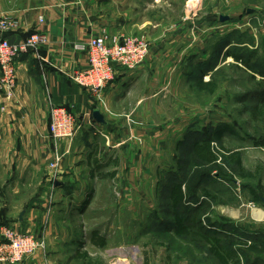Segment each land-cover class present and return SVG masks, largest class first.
<instances>
[{"label":"crops","instance_id":"1","mask_svg":"<svg viewBox=\"0 0 264 264\" xmlns=\"http://www.w3.org/2000/svg\"><path fill=\"white\" fill-rule=\"evenodd\" d=\"M160 1L0 0V16L18 22L15 30L4 34L11 42L37 31L48 38L40 50L45 61L31 51L17 58L14 98L7 100L0 90V227L12 226L46 240L45 251L21 264H72L85 261L83 249H104L108 237L103 235L104 247L97 246L93 233L98 230L89 233L86 224L101 188L115 178L120 180L123 196L126 193L117 200L121 215L122 205L133 203L127 200L130 187L135 190L131 197L135 193L134 199L145 202L153 170L177 165L173 164L175 144L186 135L188 123L164 128L149 120L163 100L158 50L150 46L146 61L134 70L117 68L100 98L68 76L88 66L87 54L75 50V43L104 30L131 35L147 26L150 41L155 42L161 19L152 11ZM174 66L169 74L183 75ZM51 104L65 106L77 116L81 127L74 140H55L50 135ZM161 136L172 139L174 145L161 142ZM57 154L62 156L63 170L54 200L49 202L45 194L52 176L50 163ZM151 189L155 210L166 198L159 180Z\"/></svg>","mask_w":264,"mask_h":264},{"label":"rangeland","instance_id":"2","mask_svg":"<svg viewBox=\"0 0 264 264\" xmlns=\"http://www.w3.org/2000/svg\"><path fill=\"white\" fill-rule=\"evenodd\" d=\"M159 3L152 11L161 19L155 42L151 43L147 26L136 34H119L143 38L160 53L163 100L149 120L164 128L188 123L186 135L175 144L173 164L177 165L153 170L149 186L159 180L161 190L168 192L174 181L184 180L193 189L177 210L198 221L189 233L177 235L175 209L166 199L154 210L151 188L146 192L149 199L143 202L134 199L135 193L131 197L135 190L130 187L127 200L133 203L122 205L120 215L117 200L126 193L123 196L120 180L115 178L101 188L96 213L91 212L86 222L89 233L98 230L100 236L108 237V244L104 249H83L88 253L85 261L72 264H222L201 234L219 237L231 254V264H264V195L255 200L252 193L259 184L264 186V145L260 142L264 112H257L264 92V0ZM180 49L185 53H177ZM172 66L183 75L169 74ZM201 80L213 81L215 91L199 89ZM224 125L231 129H224L221 139L212 143L216 163L197 166L190 134L220 130ZM159 139L174 145L172 139ZM226 149L242 152L243 171Z\"/></svg>","mask_w":264,"mask_h":264},{"label":"built area","instance_id":"3","mask_svg":"<svg viewBox=\"0 0 264 264\" xmlns=\"http://www.w3.org/2000/svg\"><path fill=\"white\" fill-rule=\"evenodd\" d=\"M17 26L18 22L14 18L0 16V90L7 100L15 96L17 58L23 52L31 51L39 60H46L40 50L48 42L47 35L37 31L20 42H11L4 34L15 30ZM74 48L87 54L88 66L68 76L97 98L114 80L117 68L134 70L146 61L150 53V44L143 38L108 33L77 42ZM49 118L50 135L55 140L72 141L78 135L81 127L78 118L65 106L51 104ZM61 165L62 156L57 154L50 163L52 176L45 194L49 202L54 200L58 188L57 180L63 170ZM45 248L44 237L20 232L12 226L0 227V264H21Z\"/></svg>","mask_w":264,"mask_h":264},{"label":"trees","instance_id":"4","mask_svg":"<svg viewBox=\"0 0 264 264\" xmlns=\"http://www.w3.org/2000/svg\"><path fill=\"white\" fill-rule=\"evenodd\" d=\"M32 33L28 34L26 37L30 36ZM25 37V38H26ZM231 56L234 58L239 59L240 57L237 56L233 52H229ZM198 88L204 91L214 92L216 88V84L213 81H199L197 84ZM261 108L257 112L261 113L264 112V92L261 93ZM221 127V126H220ZM229 131L231 129L228 125H224L220 128V130L211 131H201V132H191L190 134L193 138L192 142V157L196 158V165L202 166V164H215L217 161V155L215 150L213 149L212 143L217 138L221 139L223 130ZM261 142V145H264V139ZM231 159L235 160L240 167L241 171H243L241 156L242 152L240 150H227ZM193 188L187 185L184 180H177L174 181L171 186L169 187L168 192L163 190V197L171 202L175 211L173 212L174 221L173 225L175 226V232L177 235H185L191 231L192 227L196 225L198 221L197 217L189 218L184 214L180 213L177 208L178 206L184 204L188 200L191 195V191ZM252 193L254 195L255 200H259V194L264 195V186L259 184L256 189H252ZM203 239H205L209 244H211L213 252L219 258L222 264H231L229 263L231 254L223 249L222 240L219 237L213 236L209 237V235L201 234ZM93 242L97 246L104 247L106 245V239L103 236H100L98 232L93 233ZM85 259L87 257V253H84L83 256Z\"/></svg>","mask_w":264,"mask_h":264},{"label":"water","instance_id":"5","mask_svg":"<svg viewBox=\"0 0 264 264\" xmlns=\"http://www.w3.org/2000/svg\"><path fill=\"white\" fill-rule=\"evenodd\" d=\"M24 211L21 213L20 219H23Z\"/></svg>","mask_w":264,"mask_h":264}]
</instances>
